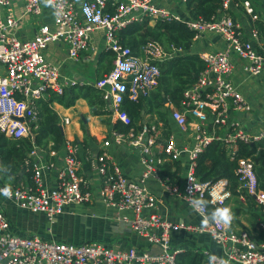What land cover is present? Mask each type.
I'll return each mask as SVG.
<instances>
[{
    "label": "built area",
    "instance_id": "2783aa9c",
    "mask_svg": "<svg viewBox=\"0 0 264 264\" xmlns=\"http://www.w3.org/2000/svg\"><path fill=\"white\" fill-rule=\"evenodd\" d=\"M155 1L86 0L78 7L75 0H23L24 14L38 17L48 8L52 15V22L41 25L28 40L12 34L19 18L12 13L0 17V132L12 139L28 137L30 123L37 119L38 101L52 95L61 96L66 87L74 84L62 77L59 65L45 59L43 51L51 43L64 44L68 58L78 61L82 52L93 50L92 33H103V46L113 54L112 68L94 85L110 103L112 123L129 126L130 118L120 108L124 99L138 100L147 95L158 83V64L180 51L168 52L160 44L148 42L142 54L136 55L120 43L118 32L134 22L148 19L150 23L157 20L183 22L195 32L194 39L204 33L219 35L223 48L198 54L204 63L203 70L196 82L183 92L179 107L171 105L169 117L178 131L184 134L189 132L190 125L193 128L191 147L180 148L173 134L161 141L157 125L142 124L138 131L130 127L125 133L115 130L111 133L115 143L127 142L137 151L141 166L138 180L126 177L104 152L93 155L90 162L100 180L103 203L116 211L118 220L128 224L137 236L157 247L159 252L120 249L99 242L74 245L10 234L8 221L0 209V264H177L179 252L171 247V234L177 230L207 234L220 248L219 253H203L212 264H264V192L258 188L252 161L236 159V174L241 187L260 208L256 220L257 241L252 234L235 227L232 212L227 226L217 224L208 215V206L213 213L220 208L229 209L231 194L227 181L219 179L211 184L200 181L195 175L197 158L212 142H221L228 157L234 160L240 143L252 145L264 141V129L251 132L236 124L229 125L232 115L251 111L250 104L232 80L235 62L243 63L242 71L247 76L260 75L264 69V47L258 51L251 40L243 36L241 25L228 14L233 0H220V10L209 20L182 19ZM9 5L10 0H0V14ZM241 6L247 15L254 14L250 1H241ZM250 35L257 39L259 32L252 29ZM88 60L89 57L85 58V62ZM69 122L67 118L62 121L64 125ZM221 128L224 129L218 132ZM103 144L108 146L109 140ZM64 149L54 188L44 185L43 174L56 169L55 164L41 162L36 151H32L29 154L32 163L28 159L24 162L26 171L31 164L32 183L8 186L2 182L0 174V196L19 209L44 215L49 222L63 214L69 205L87 201L89 194L83 191L85 182L79 175L81 145L66 140ZM182 154L187 156L182 183L175 185L160 179L157 174L160 166L167 159H181ZM50 155H55L54 151H50ZM151 176L162 184L168 195L186 203L202 218L203 224H176L160 216L157 212L160 200L145 185ZM239 200L245 201L244 196H239Z\"/></svg>",
    "mask_w": 264,
    "mask_h": 264
},
{
    "label": "crops",
    "instance_id": "0c3cea01",
    "mask_svg": "<svg viewBox=\"0 0 264 264\" xmlns=\"http://www.w3.org/2000/svg\"><path fill=\"white\" fill-rule=\"evenodd\" d=\"M85 1L75 0V3L79 7ZM241 1L243 0H233L227 12L234 21L241 25L243 36L251 40L254 47L259 51L264 47V0H248L254 10L253 15H247L245 13L241 6ZM155 2L157 5L168 9L171 13L180 16L182 19H190L185 6V0H156ZM7 13H12L15 17L19 18L18 27L12 30V34L21 40L31 39L41 25L52 22V15L48 8H44L42 14L38 17L24 14L23 0H10L9 7L2 10L0 17L3 18ZM152 24L150 23V25ZM252 29L258 30L259 35L257 39L251 37L250 31ZM103 45V33L96 31L92 33L90 42L93 50L82 52L78 61H73L68 58L67 47L62 43L49 44L44 49L43 54L48 62L59 65L62 77L67 81L73 82L74 84L77 82L80 84H90L96 80L97 76L102 77L106 74H103L99 66L101 62L100 57L106 51ZM222 48L223 40L219 35L204 33L198 39H193L190 52L195 54L209 53L221 50ZM87 57H89V60L85 62V58ZM81 63L90 64V68L81 70L82 72H78L77 75H72L71 71L74 66ZM242 66V62H235L232 80L250 104L251 111L249 113L232 115L229 119V125L236 124L247 131L254 132L264 129V69L260 75L249 77L243 73ZM50 99L49 97H45L41 100L49 101ZM103 101L106 103L103 110L110 111V103L104 99ZM168 104L170 103L167 101L164 102V106L168 110L170 134L175 136L177 145L180 148L191 147L193 145L191 139L193 135L192 126L190 125L188 133H180L169 117L172 104L167 106ZM50 106L59 118L60 129L64 138L67 141H75L81 145V151L79 152L81 164L79 175L85 182L82 189L89 194V198L79 205H69L63 214L56 216L52 222H49L44 215L19 209L14 203L0 196V209H2L8 221L9 233L18 236H37L45 241L64 242L74 245L99 242L120 249L132 248L137 251H146L153 254L158 253L159 250L157 247L149 245L143 238L137 236L128 224L117 219L118 215L116 211L111 207H107L102 201L100 180L90 165L93 155L103 152L106 153L112 162L120 166L123 173L129 179L138 180L141 175V166L138 162L137 151L127 142L117 144L111 139L113 129H111L108 123H113L110 114L93 116L90 113L87 103L81 99L69 108L56 102H52ZM142 115L141 125H157L161 132V141H163L165 137L162 131V124L156 123L155 118L151 119L148 114L142 112ZM64 118L69 119L70 122L68 125L62 123ZM70 125L74 127L70 129ZM82 125L85 126V131L82 130ZM210 127L212 126L208 128ZM223 129H219L218 132H221ZM106 140H109V145L105 147L103 143ZM51 151H54L55 155L51 156L49 152L46 158L43 153L36 150V155L41 162L49 161L55 164L56 169L43 174L44 185L50 189L56 186L57 169L62 165V157L65 149L63 146L59 150ZM178 161L183 168L181 172L182 178L179 181L182 183L184 169L187 163L186 154H182L181 159ZM2 182L8 186H15L11 178H2ZM19 183H26L25 179L19 181L17 184ZM168 183H170L169 180ZM145 185L160 200L157 209L160 216L176 224L190 226H201L203 224L202 218L186 203L168 195L165 188L155 177H149L145 181ZM228 204L233 215L234 209L238 204L243 207L244 213L237 220L234 219V225L239 230L249 231L252 234V238L257 241L258 238L255 236L257 232L255 222L258 216L254 215L256 212L255 208L251 209V212L248 211L245 207V201H241L239 198L237 202L231 197L228 200ZM171 247L179 253L188 250L198 251L202 254L206 251L210 253L220 252V248L211 241L207 234L191 233L185 230H177L171 234Z\"/></svg>",
    "mask_w": 264,
    "mask_h": 264
},
{
    "label": "trees",
    "instance_id": "16d2710c",
    "mask_svg": "<svg viewBox=\"0 0 264 264\" xmlns=\"http://www.w3.org/2000/svg\"><path fill=\"white\" fill-rule=\"evenodd\" d=\"M185 6L190 19L209 20L221 8L220 0H185ZM195 32L189 30L185 23L175 20L154 21L152 25L148 19L142 22H134L118 32V39L123 46L129 47L136 55H141L142 48L148 42L160 44L166 51H180L162 63H159L160 76L157 85L145 96L138 100L124 99L120 108L126 112L131 124L125 126L120 122L108 123L111 129L125 133L130 127L136 131L141 128L142 112L148 114L156 123L162 124L165 139L170 135L168 110L164 106L167 101L174 107H179L183 92L192 86L204 68V63L198 54L190 52ZM99 66L104 73H108L111 67L113 54L105 51L101 55ZM105 61V62H104ZM101 77L97 76L96 80ZM95 80V81H96ZM94 81V82H95ZM75 83L64 89L61 96L52 95L49 101L38 102L37 119L30 123L28 137L12 139L0 132V174L3 179H12L13 184L25 179L32 183V173L24 165L25 160H30L32 151H40L47 158L51 150H59L65 144L66 139L61 132L59 118L50 106L56 102L66 108L72 107L78 100H84L93 116L109 115L110 111H104L106 103L102 94L94 85ZM85 131V126L82 125ZM250 159L258 182V188L264 192V141L245 145L240 143L237 149V157L231 160L227 150L221 142L210 143L196 160L195 175L200 181L214 183L219 179L227 181V190L234 201L238 202L239 196H244L246 208L251 212L255 208L254 215L259 216V206L241 187L239 177L236 174V159ZM32 163V161H31ZM181 163L178 160L167 159L158 171L160 179H168L172 184H180ZM230 197V198H231ZM205 203H207L205 201ZM238 204L234 209V219L243 215L244 209ZM208 215L213 214L212 207H207ZM258 212V213H257ZM253 216V214H252ZM256 223V222H255ZM254 226V224H253ZM256 228V224H255ZM251 234L249 231H247ZM177 264H212L201 252L188 250L176 255Z\"/></svg>",
    "mask_w": 264,
    "mask_h": 264
},
{
    "label": "clouds",
    "instance_id": "9594fccd",
    "mask_svg": "<svg viewBox=\"0 0 264 264\" xmlns=\"http://www.w3.org/2000/svg\"><path fill=\"white\" fill-rule=\"evenodd\" d=\"M5 194H7V190H5ZM212 219L217 223V224H222V225H229L231 220H232V214L230 209L228 208H220L217 209L213 214H212Z\"/></svg>",
    "mask_w": 264,
    "mask_h": 264
},
{
    "label": "rangeland",
    "instance_id": "374dc122",
    "mask_svg": "<svg viewBox=\"0 0 264 264\" xmlns=\"http://www.w3.org/2000/svg\"><path fill=\"white\" fill-rule=\"evenodd\" d=\"M90 68V64L81 63L79 65L74 66L73 70L71 71L72 75H77L78 72H82L81 70ZM73 125H70L69 128H73Z\"/></svg>",
    "mask_w": 264,
    "mask_h": 264
},
{
    "label": "water",
    "instance_id": "95a60500",
    "mask_svg": "<svg viewBox=\"0 0 264 264\" xmlns=\"http://www.w3.org/2000/svg\"><path fill=\"white\" fill-rule=\"evenodd\" d=\"M18 121L22 122V121H23V119H18Z\"/></svg>",
    "mask_w": 264,
    "mask_h": 264
}]
</instances>
